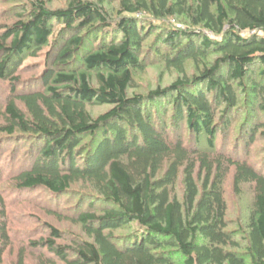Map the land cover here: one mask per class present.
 Segmentation results:
<instances>
[{"label":"trees","instance_id":"obj_1","mask_svg":"<svg viewBox=\"0 0 264 264\" xmlns=\"http://www.w3.org/2000/svg\"><path fill=\"white\" fill-rule=\"evenodd\" d=\"M104 2L71 0L50 10L33 0L0 30V82L10 92L0 135L33 141L15 186L62 196L86 183L104 204L99 212L93 204L78 212L76 223L88 239L58 245L61 235L49 228L52 239L33 245L62 264H264V174L248 154L258 134L264 136V121L246 131L241 158L238 147L215 146L217 110L223 107V121L238 107L236 89L249 93L247 104L264 114V0H118V19ZM137 15L184 26L164 32L159 44L165 53L155 50L183 77L147 97L130 93L143 66L139 52L154 28L139 25ZM50 38L54 52L41 77L43 91H18L24 57L36 56ZM190 61L202 64L191 79L184 75ZM157 99L174 108L173 134L144 110ZM93 106L108 109L93 117ZM180 121L194 145L184 141ZM232 122L223 121V132ZM232 170L234 190L249 185L254 193L240 237L226 218L223 187ZM180 178L181 196L175 190ZM3 206L0 195V219ZM131 225L137 231L117 242L114 232ZM1 241L8 235L0 222ZM6 248L0 246V264Z\"/></svg>","mask_w":264,"mask_h":264},{"label":"rangeland","instance_id":"obj_2","mask_svg":"<svg viewBox=\"0 0 264 264\" xmlns=\"http://www.w3.org/2000/svg\"><path fill=\"white\" fill-rule=\"evenodd\" d=\"M33 0H0V30L6 26L12 25L18 19V15L28 8ZM46 7L50 10L64 9L71 0H43ZM104 7L112 14L113 19H118V0H105ZM141 26L148 28L153 26L148 40L142 44L140 59L143 61L142 69L134 72L133 87L130 93L143 95L147 97L149 92L156 89L168 88L178 78L183 77L180 72L173 68H168L164 63L162 56H158L155 50L165 53L161 48L160 41L164 32L183 29L181 20L166 19L154 20L150 16L137 15ZM116 20H114L115 22ZM180 27V28H179ZM59 28L56 29L54 38H56ZM206 33V32H205ZM208 36L214 37L208 34ZM214 40L218 38H213ZM50 38L49 43L36 56H25L23 64L19 69L20 84L18 91H43L41 77L45 70L51 65L54 52L53 42ZM216 56H211L207 64ZM84 69V68H82ZM81 69V70H82ZM202 69V64L187 62L185 66V76L191 79L197 76ZM8 84L0 82V123L4 112V105L9 96ZM238 97V107L232 111L223 121L232 120L231 128L223 132V121L221 116L222 106L217 110L215 125L219 133L215 136L216 149L226 145L227 151H235L241 158L244 154L243 145L248 142L246 131L258 121H264V114L255 110L254 104H247L250 100V94L236 89ZM170 100H155L144 106L145 111L153 114L157 123L167 125L170 134L174 130V108L169 106ZM250 105V106H249ZM108 107L93 106L88 111L93 117L103 114ZM165 109V110H164ZM167 109V110H166ZM166 111V113H164ZM220 113V114H219ZM182 129L181 132L184 141L192 146L196 138L190 134L184 121L178 122ZM178 126V128H180ZM24 138V139H23ZM205 135H201L200 147H205ZM29 137L7 138L0 135V195L4 201L3 214L0 222L6 225L8 241H1L7 245L1 264H18V259L23 253L24 264H43L45 260L53 264H62L54 259L52 255L43 247H35L33 244L41 240L52 239L49 228H54L61 235L57 240L58 245L69 246L80 239H88L81 226L76 223L79 211L86 210L89 204H93L92 210L99 212L104 209V204L97 197L86 183H77L62 196H53L42 189L21 192L14 183V175L18 169L28 162V149L33 143ZM233 151V152H234ZM250 163L264 174V136L259 133L255 143L248 148ZM232 170L224 183V199L227 203L228 230L241 234L240 228L245 229L248 221L251 204L254 193L249 185H241L238 190L233 187ZM176 193L181 196L183 191L182 178L176 185ZM1 209V208H0ZM1 216V215H0ZM137 227L131 225L119 231L114 235L117 242L128 240L135 232ZM243 249L245 244L240 242Z\"/></svg>","mask_w":264,"mask_h":264}]
</instances>
